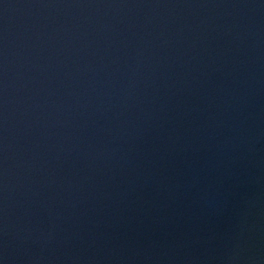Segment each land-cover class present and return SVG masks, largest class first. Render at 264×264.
<instances>
[{
	"label": "water",
	"instance_id": "water-1",
	"mask_svg": "<svg viewBox=\"0 0 264 264\" xmlns=\"http://www.w3.org/2000/svg\"><path fill=\"white\" fill-rule=\"evenodd\" d=\"M0 264H264V0H0Z\"/></svg>",
	"mask_w": 264,
	"mask_h": 264
}]
</instances>
